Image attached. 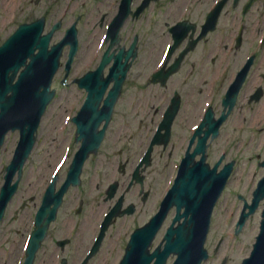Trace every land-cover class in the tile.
<instances>
[{
	"label": "flooded vegetation",
	"instance_id": "flooded-vegetation-1",
	"mask_svg": "<svg viewBox=\"0 0 264 264\" xmlns=\"http://www.w3.org/2000/svg\"><path fill=\"white\" fill-rule=\"evenodd\" d=\"M121 4L126 5V0L92 2L93 35L106 41L93 43V70L109 46V55L122 54V62L134 53L135 58L128 60L131 65L123 90L136 93L131 103L135 108L143 101L151 75H168L163 86H156L160 110L163 112L177 98V117L181 111L191 112L193 115L183 122L190 127L199 125L209 107L219 116L211 97L219 93L223 97L246 63L251 62V69L258 61L264 63V0H152L148 4L146 0H129L125 18L123 14L117 17ZM24 6L25 0H0V42L20 23L32 20V14L18 16ZM118 24L115 33L113 27ZM248 74L240 92L248 84ZM259 76L264 79V74ZM261 90L264 95V88ZM133 170L126 162L124 173L116 179L117 193L123 194L125 206H135L134 216L139 217L141 211L144 217L140 188L128 187ZM66 213L49 228L34 264L83 263L93 245V200L87 209L79 199ZM13 247L10 244L11 252ZM85 264H93V258Z\"/></svg>",
	"mask_w": 264,
	"mask_h": 264
},
{
	"label": "rangeland",
	"instance_id": "rangeland-1",
	"mask_svg": "<svg viewBox=\"0 0 264 264\" xmlns=\"http://www.w3.org/2000/svg\"><path fill=\"white\" fill-rule=\"evenodd\" d=\"M73 2H75L74 4L78 3V8L76 7L74 12L68 13L64 26L57 34L56 39L60 40L63 37V32L69 27L72 18L79 15L83 17V25H80V31H78L79 49L74 67L78 69L81 61L83 62L86 57H91L93 41H97V39L93 38V15H88L87 9H85V5L89 0H74ZM73 2L71 0H25L22 14L24 16L33 14V19L46 15L48 23L51 24L58 19L66 4L72 5ZM91 28L92 30H90ZM258 62L252 69L250 68L251 74H248V84L242 89L236 107L221 127L218 139L209 148L210 164H213L220 153L225 150L227 151V161H235V166L214 209L205 247L211 253L220 238L224 239V243L219 256L211 258L204 264H219L224 255L228 256L227 264H240L241 260L248 256L258 232L260 212L264 207L263 202L260 203L255 214L247 220L241 233L237 237L233 235L242 208V202L238 200L237 195L250 202L256 183L264 174V169L258 166V163L264 160V95L259 101H250V98L259 91L260 87L264 88V79L259 76L264 74V63L258 64ZM150 70L151 67L146 70L147 73ZM261 81L263 82L261 83ZM55 85L54 88L57 89L58 95L42 118L37 134L38 142L23 168V176L17 192L9 203L0 225V241L6 240V250L10 249L9 239L15 242L18 238L15 257H19L20 245L27 229L30 214L34 212L36 202L40 201L41 191L54 173H57L62 181L65 179L66 170L73 154L78 149L72 143L75 127L70 119L82 106L85 93L79 91L73 85L60 87L59 81ZM214 96H216L213 98L215 100L214 105L220 106L221 93ZM126 100L123 99L120 104L122 103L121 108L129 113L130 111L125 106ZM150 103L149 106H144V109L140 110L136 116L129 114V119L125 120L122 117L121 109L117 108L119 110L116 119L112 125L113 127L107 132L106 140L99 151L100 154L94 160L86 163L83 170L85 187L82 190L86 192L93 187V194L86 196L87 199H93V217L99 212L97 209L109 205L101 199L100 191L102 187H106L107 182L110 183L115 179L112 176L115 174V164L121 162L125 157L132 158V162L136 160L140 154L139 151L150 140L154 122L158 120V114L152 109ZM216 108L220 109L218 106ZM142 115L145 118L143 121L145 125L138 129L137 137H134L131 143L125 144L126 136L134 133V128L126 129L125 124L128 123L132 126L136 121L142 120ZM192 115L191 112L181 111L176 123L173 125L172 157L167 158L166 155L160 157L159 150H156L154 154L152 166L146 172L145 179L146 186L151 189V199L147 209H145V218L149 215L161 192L165 189V192L167 191L175 176V165L184 155L189 141V130L191 129L183 120ZM17 141V132L9 134L0 152V187L3 183L4 169L12 158ZM138 146L140 147L139 154L132 153V150ZM98 185L99 187H97ZM78 194L76 189L69 190L65 203H73ZM30 198L36 200L20 209L24 201ZM168 222L169 219H167ZM135 223L137 222L135 221ZM115 231L116 229L110 233L107 242L113 240ZM113 243L115 249L112 257H110L111 261L116 258L115 253L117 250L116 243L114 241ZM113 243L107 248L109 253L112 252ZM14 261L11 264H14Z\"/></svg>",
	"mask_w": 264,
	"mask_h": 264
},
{
	"label": "water",
	"instance_id": "water-1",
	"mask_svg": "<svg viewBox=\"0 0 264 264\" xmlns=\"http://www.w3.org/2000/svg\"><path fill=\"white\" fill-rule=\"evenodd\" d=\"M40 33L41 27L37 24L21 27L0 48V145L9 129L20 130V141L14 159L7 168L6 183L0 193V219L6 203L16 188L17 183L10 186L13 175L17 170L21 174V167L34 144L33 134L39 118L53 96V93H49V86L56 70L57 56L47 53L49 36L40 37ZM35 49L39 50L38 54L31 57V62L13 84L16 71L25 65L27 57H30ZM10 72H12L11 76H9ZM78 84L87 91L85 103L78 116L73 119L78 128L76 142L81 141L82 146L73 159L60 195L69 184L78 183L84 161L89 153H95L98 149L116 99L115 92H112L105 101V114L99 116L94 104L99 101L101 94L93 93V80L86 76ZM101 118H105L106 125L97 134L95 130ZM203 145V140L199 141L194 153L183 160L177 179L162 203L161 210L148 224L132 234L121 264H149L153 258H156L154 264H164L170 254L178 257L174 264H201L206 258L203 245L211 212L225 186L232 164L225 166L218 174L215 169L209 170L204 165V158L199 163L193 164V156L204 152ZM261 166L264 167V162ZM253 197L250 206L246 203L244 205L236 234L240 232L245 219L255 211L258 202L264 198V177L258 182ZM172 207H176V217L164 236L166 241L164 249L162 251L157 249L149 255L148 247ZM182 208L184 212L180 214ZM246 209L249 210L247 214ZM261 218L256 243L253 245L250 257L242 264H264V210ZM181 219H183L182 223H180ZM175 223H178L176 227H174Z\"/></svg>",
	"mask_w": 264,
	"mask_h": 264
},
{
	"label": "bare ground",
	"instance_id": "bare-ground-1",
	"mask_svg": "<svg viewBox=\"0 0 264 264\" xmlns=\"http://www.w3.org/2000/svg\"><path fill=\"white\" fill-rule=\"evenodd\" d=\"M244 78V77H240L239 80H238V84H241V79Z\"/></svg>",
	"mask_w": 264,
	"mask_h": 264
}]
</instances>
